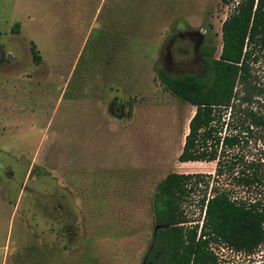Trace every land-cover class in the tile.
I'll use <instances>...</instances> for the list:
<instances>
[{"label":"rangeland","instance_id":"1","mask_svg":"<svg viewBox=\"0 0 264 264\" xmlns=\"http://www.w3.org/2000/svg\"><path fill=\"white\" fill-rule=\"evenodd\" d=\"M11 1L0 0V264H140L155 184L214 166L177 160L194 107L156 69L200 73L234 0H17L18 20ZM203 188L183 199L189 220ZM218 250L223 264L264 261V241Z\"/></svg>","mask_w":264,"mask_h":264},{"label":"trees","instance_id":"2","mask_svg":"<svg viewBox=\"0 0 264 264\" xmlns=\"http://www.w3.org/2000/svg\"><path fill=\"white\" fill-rule=\"evenodd\" d=\"M220 39L216 56L213 46L200 48V73L156 69L161 87L194 107L177 160L214 166L211 173L170 171L155 184L154 229L140 264H223L219 248L248 255L264 241V0H238ZM29 49L38 63L32 41ZM201 184L208 194L198 199L199 222L182 203Z\"/></svg>","mask_w":264,"mask_h":264},{"label":"crops","instance_id":"3","mask_svg":"<svg viewBox=\"0 0 264 264\" xmlns=\"http://www.w3.org/2000/svg\"><path fill=\"white\" fill-rule=\"evenodd\" d=\"M18 1L17 0H12L11 1V3H12V5H11V7H10V9H11V11H12V13L10 14V16H9V19L11 18L12 20H18V18H19V14L18 13H13V10L16 8V5H18V3H17ZM26 4H28V2L26 3ZM24 5V7H23V9H25V7L27 8V9H30V7L28 6V5ZM22 9V10H23ZM7 33L9 32V27L7 28ZM10 35H13V34H10ZM6 52H9V50H8V48H6L4 51H3V53H5L6 54Z\"/></svg>","mask_w":264,"mask_h":264},{"label":"built area","instance_id":"4","mask_svg":"<svg viewBox=\"0 0 264 264\" xmlns=\"http://www.w3.org/2000/svg\"><path fill=\"white\" fill-rule=\"evenodd\" d=\"M237 2H238V0H234V2L231 3L232 8L237 4Z\"/></svg>","mask_w":264,"mask_h":264}]
</instances>
